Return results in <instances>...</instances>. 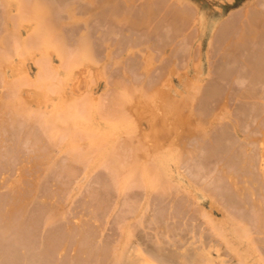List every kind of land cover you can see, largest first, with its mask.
<instances>
[{
  "label": "rangeland",
  "instance_id": "rangeland-1",
  "mask_svg": "<svg viewBox=\"0 0 264 264\" xmlns=\"http://www.w3.org/2000/svg\"><path fill=\"white\" fill-rule=\"evenodd\" d=\"M32 1L33 0H23V3L20 2V4H16L17 0H15V2H12L9 5L8 9V6H5L3 0H0V37L2 36V38H4V43L8 47L6 52L0 50V66L5 71V77L3 78V76H1L0 79V114L2 113L0 119L3 120L0 121V139L3 137L6 139V136H8L9 133L15 134V136H13L14 134H11L13 137L11 143L14 144L15 142L14 146L11 147V144L10 150L8 148L9 151L7 149H2L7 151L1 152L2 160H6V162H3L0 166V181L6 179L5 183L3 182L5 185H2L4 191L0 185V190L2 189V200L6 194H8L6 196L8 197L12 193L9 194V191L14 181L18 180L22 174H29V169L26 168L20 173V169L22 168L16 164V166L14 164L11 165L12 170H10V166H6L12 162L17 163L19 159H22L21 156L26 154L25 150L23 151L22 149L24 146L21 144L24 143L25 140H28V138L25 137V135H27V126L30 127L34 125L33 129L39 134H42L41 131H44L43 128H41L42 130H39V123L34 124L30 121L34 119L32 111L37 110L36 102H40L39 106L41 109L51 111L54 107L60 108L64 102L67 104L71 102L76 103V98L79 96V93H76L75 90H71V81H68L67 75L71 72L72 67L76 68L79 66L74 62V59L79 55L77 41L81 37L82 31H87V28L85 29V25L82 23V19H84L86 15L76 11L75 17L72 19L68 17L65 11L67 10L68 5L70 7V3L72 4L73 1L77 4V7H79L78 5L80 4L84 6L86 2L85 0H70L72 2L69 0H56L55 3L53 0L54 2L49 1L48 3V0H41L45 5L52 2L50 5H55L54 7L57 6V10L61 7L62 8L55 13L54 20L39 19L40 24H38V18L36 21L35 17L36 13L42 11V7L34 6ZM96 1L100 2V0ZM114 1L115 0L112 2L114 3ZM144 1L135 0V6L131 7V14L133 12L135 13L136 10L138 11V7L139 10H141L140 8L143 6V3L141 2ZM158 1L155 0L156 3ZM161 1L160 2L163 4L168 3L163 6H170L172 5L171 3H178H175V1L179 0ZM182 1L181 2L184 5L181 6L182 4H180V8L177 7L180 2L176 4L177 6L172 5L175 6V8H178V10H186L188 12L187 15H189V18L187 19L188 23H184L186 26L184 24L181 25V27L184 26L182 28L179 26V29H183L179 31L176 29L177 27L174 28L177 31L168 30L169 27L162 22L161 24L156 23L157 25L154 28L158 26L160 29L157 27L155 31H153V34L151 33L152 35L150 34L149 36L148 34V32L153 30L149 26H147V28L149 27L148 30L147 28L144 30L145 26L142 30L143 32L139 34L141 30L136 28L137 31L131 26L128 28L127 14L130 12L127 13V11L124 12L127 13L126 16L125 14H123L124 16H121L119 13L121 18L118 16L119 14L116 15L117 18L115 21H112L113 23L111 22V24L110 21L106 23V21L101 18L97 20L95 19L92 21V24L90 22L88 26L91 32L90 39H92V42L94 43V52L98 56L96 67L101 71L103 70L105 73L104 75L97 77V80L94 79L97 83L91 85L95 96L101 95L104 92L105 83L107 81L109 84L108 92L116 96V103H121L124 100L122 98H125L130 102L132 107L137 106L136 109L140 108V111H138V116L127 111L120 117L108 110L103 112L104 114H101L98 108H90L86 109L85 112H79L74 118H65L66 120L62 122V127H64L67 122H76V127L84 129L80 131V135L83 137L79 141L73 140L71 143H68L70 135L60 137L58 139V144L53 146L54 156L49 161L43 163L44 165L38 163V166L34 165L32 167L33 170L31 168L36 181H40L39 186L42 187L41 184L43 183L44 190L47 189L46 193H43L44 190L43 192L41 191V194L39 193V196L35 199L41 203H44L45 200L55 204V209L53 211L51 209V213H48L49 217L47 216V219L43 218L42 223H40V231L43 230V232L41 231L42 235L40 234L42 238L43 233H45L46 236L49 232L55 231L54 228L57 226H59L57 227V230L58 228H61V225L66 223L67 220L70 221L74 216L79 217L83 214L88 217L94 215L102 218V220L104 219V222L106 223L105 226L108 227L110 232L113 231L112 233L114 234V230H116V232L120 231H117L120 226L117 225L115 222L116 220L114 219L121 220L123 217L121 228L124 229L125 233L128 232L129 227H131L134 229L135 235L138 234L147 245L152 246L154 245L152 243H156L159 239L161 242L160 244H163L162 247H166V244H168L167 248L172 249L176 246H171V241L177 242L175 243L176 245L182 244L181 240H179L182 236L188 237L192 234V231L198 232L200 228V231L204 230L205 233L209 234H206L207 236H211L213 240L216 239L212 236L213 231L211 227L214 225H224V217L227 215V212H225L226 210L233 213L230 215L228 212L227 215V217L231 216L232 220L236 219L235 215L236 217L240 216V210L232 208L229 203L226 202V198L224 200L223 195V198H221L220 195L216 196L217 194L211 191L212 188L209 190L208 187L202 186L203 180L199 179L215 177V180L227 185L231 176L237 177L238 175L240 179L242 170L245 169L247 173H249L248 170L251 171L250 168L253 169V165H257V171H254L253 169L252 173L250 172L251 175L253 172L257 175H263L261 172L264 166V84L260 82L263 81V79L258 81L260 75H258V78L254 79L255 74L253 73L257 71L256 65L258 67L259 62L260 65H262L261 61L264 60V55L261 51L264 49L262 48L259 53L258 50L260 49L255 48L256 50L258 49L256 52L257 54L259 53L260 55L262 53L263 57L261 58L262 55L259 56L253 54L255 50L253 46L255 45L253 44L252 46L251 43L254 41L256 47L258 45L264 47V24L261 23L262 25H260V28L258 25V31L254 29L256 31V36H254L259 38H255L256 40H253V38L250 40L252 36L249 40L246 38V44L240 43V45H242L241 47L238 44L239 48L244 50L242 51L241 49V51L239 50L240 52L235 50L237 53H233L234 49L232 47H236V45L232 43L238 33L236 35L233 33L234 36L233 39H231V32L235 31L236 33L239 30L241 31V28H244L245 24H243L244 26H240L239 21L241 20L242 23L244 22L246 18L242 20L243 18L240 17H242V13H245L249 8H253L254 10L257 8L256 11H258L259 8L261 9L260 11H262V8H264V0ZM67 2L69 3L67 4ZM160 2H158V4L161 5L159 6V9L155 8L157 5L156 3H154L155 5L153 4L155 11L163 10ZM121 3L122 2L120 1V4ZM60 4L62 6H60ZM123 5L121 4L122 7ZM85 6H87V4ZM124 6L125 8L127 7L126 5ZM160 7L162 9H160ZM6 11L8 14L5 15ZM9 14L13 16L12 18L14 22H8V20H6L10 17L8 16ZM131 14H129L130 20L132 17L137 18V16H139L137 15L139 14L138 12L133 15ZM231 14H234V16L236 15V20L238 19V24H236V27L233 25L234 28H232L234 30L230 32L231 34L228 33L229 35H225L226 38L229 37L228 39L232 40V43L229 40L228 42L227 39L225 41V37H222L223 39L220 37L219 39L218 36V30L220 31L218 26L221 22L223 23L225 19H232L234 16L231 18ZM118 18L120 19L117 20ZM14 19L16 21L19 20L20 22L16 23ZM249 19L251 18L249 17ZM249 19L245 21L246 26L247 22H250ZM4 22L5 24H3ZM154 22L155 21H153V23ZM102 26L105 28H102ZM39 27L43 29L41 37L33 36V32H37L41 29H37ZM107 28L111 33L114 32L112 30H115L113 33L114 35H108L109 32ZM248 28L249 24L246 29ZM13 29L15 30V34L13 33ZM8 31V34L5 33ZM60 31H63L67 38L64 47H66L70 54L66 53L67 51L65 50V52L62 51L63 57L66 59L62 58L56 47L52 45V42H54L52 37L58 35L57 33ZM106 32L107 36L105 35ZM257 32H260L262 35H259ZM46 33L50 34L46 35ZM10 34L11 36H8ZM157 34H161V37ZM108 36H110V38ZM171 36L174 39H172ZM260 36H263V42L259 40L261 38ZM226 44H229L228 48ZM61 45L63 46V44ZM243 45H246L247 49H245V46L243 48ZM16 47H20L21 50L16 52ZM43 54L48 55V67L45 68L51 69V73H53L54 70L56 72L57 79L54 80L56 86L52 88L47 87L48 90L44 93L43 83L41 84L37 82L36 85H33V88L31 87V83H29V85L26 84L24 88H26L28 93L37 92L38 94L33 98V101L30 98H27L25 95L26 93L23 94L21 99L25 100L26 103H23L24 105H19V98H16V96L13 95L17 88L11 87L8 81L13 78V75L24 77L22 72L24 68L27 74L34 78L35 75L38 74L37 72L40 67L39 63L44 61V58L42 57ZM245 56L247 57L245 58ZM247 61L252 62V64L257 63L253 65L255 71L251 69L252 64L249 62L250 65L247 64ZM124 69H126L129 76L124 75ZM133 69L137 70V72L135 73V70ZM263 76L260 77L263 78ZM199 89H202V92H199ZM208 90H210L211 93L208 92ZM205 91L209 94L207 95ZM17 92L18 91H16V93ZM203 92H205L206 96L203 94V97L201 95V97L198 98V95L200 96ZM80 95L84 96L85 91ZM42 97H44L43 103ZM165 100L168 102L175 101L178 104L183 102L182 100H186L187 102L184 104L182 103V107L180 105L178 113H170L169 109L164 107L163 103ZM13 106H23V109L25 108L28 112H31L30 115L32 117L29 115V119L28 115H25L24 117L20 114V116L24 118H18L14 112V115L17 116L15 118L13 114H11ZM9 117L13 118L9 120ZM12 119L14 120L12 121ZM158 126L163 132H159L156 129ZM222 134L228 136L226 137V135L224 136ZM222 136H224V139ZM142 138H146L147 141L143 146L139 147L137 143ZM156 139H160L161 143L158 147L152 148L151 144ZM222 142L224 144H222ZM117 143H119L118 145H123L122 149L119 150V154H115V157L119 161L117 162V159H114L109 163H104V159L107 157V152ZM90 144H93L94 146L89 147ZM211 144H214L217 148ZM90 148L93 149L88 150ZM249 150L252 151L250 152L252 154L253 151L254 153L255 151L257 152V157L255 156L256 154H253V158H257L254 159L256 160V164L250 162L245 166L246 168L242 169L243 165L249 162L248 159L250 160L251 155ZM203 151H205V153H203ZM235 151L237 153H235ZM241 151L244 152L246 156L243 155ZM247 151L249 154L246 153ZM79 152L86 153V157L84 160L82 159V161L74 159L75 155ZM212 153L213 155H209ZM221 153L222 155H219ZM234 156H237V158L235 157L236 160L239 157L242 158H239V160L236 161ZM149 157H156L157 160L151 165L147 162ZM247 157L249 158L247 159ZM254 160H252L251 157L250 161L254 162ZM250 164L252 167L249 168L248 166ZM255 166L254 168L256 170ZM238 169L241 171L240 174L238 173ZM223 171H227L231 173V175L226 178ZM255 173L252 175L254 176V180L256 177ZM132 174H136V176L142 180L143 184L150 180L151 187L149 188L143 184H137L135 182L128 183L129 176ZM251 175L249 174V177H251ZM196 176H198L199 179ZM245 176L248 177L246 172ZM262 178H264V176ZM258 179H260V177L257 178V181ZM152 180L154 182H152ZM242 180L244 181V179ZM261 182L264 183V180L260 181V184L258 183L260 188L258 192H255L256 194L259 193L258 197H264V187ZM127 184L128 186H126ZM39 186L37 188L42 190ZM40 190H38V192H40ZM5 191L8 193H4ZM211 193L214 195H211ZM91 194L94 196L90 197ZM123 195H126L127 198L130 197V201L133 202L131 208H128L130 210L127 209V205L122 204ZM194 196H197L198 199L195 200ZM212 196L214 198L216 196L217 200L215 201L212 198V202ZM255 197L257 196L255 195ZM185 202H188L189 204ZM211 202L213 203V206L211 205ZM214 202L216 204H214ZM3 206H5V204ZM221 206H223L224 209L221 208ZM5 207L1 208L4 209ZM1 211H5V209ZM170 211L173 212L170 213ZM188 211L192 213V215ZM203 211H205L207 215L202 214ZM209 213L211 214L210 218L212 220V225L207 217ZM169 216L171 218H169ZM231 217L229 218L231 219ZM167 219L168 222H165ZM54 221H56V224L54 223L53 225L56 226H53V228L51 223ZM188 226L190 228L187 229L186 227ZM48 227L50 228L47 229ZM112 228L114 229L111 230ZM45 229H47V231ZM51 229L53 231H48ZM161 229L162 231L159 233V230ZM168 231L171 232L172 236L168 235ZM185 231H189L190 233L187 232L186 234ZM110 232H107L109 238L111 236ZM156 232L159 233V237ZM118 235L120 234L117 233L116 236ZM176 235H179L180 237L178 236L177 239ZM45 236L44 240L41 239L44 244L53 239L52 237L50 241H47L51 235L48 238ZM133 238L135 239V237ZM152 240L156 241L153 242ZM39 241L40 240L38 239L37 243ZM244 241L246 240L244 239ZM35 243L33 245H35ZM37 243L36 245L38 247L42 244ZM164 243L166 244L164 245ZM217 243L221 245L220 252H222V257L226 259V264H256L253 260L252 254L259 257L257 252L250 253L247 257L244 244H239L241 248L235 246L238 250L235 249L234 251L228 248V246L220 239ZM2 245L0 244V256H2L1 254L7 255L8 252L12 253V251L7 250L9 249L7 243L5 245L8 247ZM17 249L16 250L20 253L24 248L22 249V247L19 246ZM20 249L22 250L20 251ZM24 250L26 251V248ZM23 254H25L24 251ZM12 256H14V254H12ZM19 261H22V259ZM260 264H264V262L262 261Z\"/></svg>",
  "mask_w": 264,
  "mask_h": 264
},
{
  "label": "bare ground",
  "instance_id": "bare-ground-1",
  "mask_svg": "<svg viewBox=\"0 0 264 264\" xmlns=\"http://www.w3.org/2000/svg\"><path fill=\"white\" fill-rule=\"evenodd\" d=\"M43 1H41V0H33L32 1V4L34 6L42 7V11L36 13V17H35L36 21L38 18V21H37L38 24H40L39 19L54 20L55 15H56L55 13L57 11H59V9L62 8L61 7L57 10L56 9L57 6L54 7L55 5H50V4H52V2L50 4L45 5V3ZM49 1H53V0H48L47 2L49 3ZM54 1L56 3V0H54ZM72 1H70V2H72ZM102 1L103 0H100V2H101L100 3V2H97L96 0H88V2H87V0H85L87 6H85L86 4L84 6L80 4V5H78L79 7H77V4L74 3V1H73L74 4L70 3V7L68 5L67 10L65 11L67 13L68 17L72 18V19L75 17L76 11H79L80 13L86 15V17L84 19H82V23L85 25V29L87 28V31L84 32V30H83L81 37L77 41L79 55L77 56L76 59H74V62H76V64L79 66H77L76 68L72 67L71 72L67 75L68 81H71V83H70L71 90L72 91L75 90L76 93H79L78 94L79 96H78V98H76V103L71 102V103L67 104L64 102L60 106V108L54 107L51 111H45L44 109H41L39 106L40 102H36L37 103V110L32 111V113H33L32 115H33L34 119L30 120V121H32L34 124L39 123V125L41 126V127L39 126V130H42L41 128H43L44 131H41V132H42V134H44V133L45 134L42 135V134L36 133L35 129H33V126H34L33 124H31L33 126H30V127L27 126V129H26L27 135H25V137H27L28 140H25L24 143L21 144L22 146H24L22 149H23V151L25 150L26 154H24V156H21L22 159H19V160L15 159V160H18V162L16 161L17 163H13L12 161H15V160H12V161H9V162H12L11 164L6 165L8 167L10 166V170H12V167H11L12 164H14V165L16 164L17 166H20V168H22V169H20V173H22L25 170V168L29 169L28 170L29 174L28 173H27V175L22 174L20 176V178L18 180L14 181L13 183L10 181L12 183V186L10 187L9 194L11 192L12 193L8 197H6L8 194H6V195L3 194V195H5V197H3V200H2V189L4 191V187L2 185H5L4 183H5L6 179L3 181H0L1 182L0 185L2 186V187L0 186L2 188L0 190V194H1L0 195L1 196L0 197V199H1L0 200V244L5 245L7 243L9 247L7 245H5V246H7L9 249H7V248L6 249L12 251V253L8 252L7 255L1 254L2 256H0L1 257L0 264H19L21 262H22L21 264H226V259H224L222 257L223 256L222 252H220V246L221 245H219L217 243V241L219 239L221 241H223V243H225L228 246V248H230L231 250H234V251H235V249H237L236 247L241 248V246H239V244H244L245 250H246L245 254H247L246 255L247 257L249 256L250 253L257 252L259 257L254 256L252 254L254 262H256V264H260L262 261L264 262V255H263L264 254V197L263 196L258 197L259 193L258 194L255 193L256 191L257 192L259 191L260 181L264 180V178H262L264 176V166H263V170L261 172V173H263L262 176L259 173H258L259 175H257L255 172H253V174L254 173L256 174L255 180H254V176H252L253 174L251 175V173H252L253 169H254V171H257V167H256L257 165L256 166L253 165V167H252V165L250 164L248 167L249 168L252 167L253 169L250 168L251 171L248 170L249 173H247V171L244 169V168H246L245 166L247 164H249L250 162L252 164H254L256 161L254 159L257 157V152L255 151V153H254V151H253V154L254 155L256 154L255 155L256 157L253 158L254 156L252 153H250V152H252L250 150H249V153L251 155L250 160L252 157V160H254V162L250 161L248 159L249 157H247L249 162L243 165L242 169H244V170L241 169L242 170V172H241L239 170L240 168L238 167L239 168L238 173L240 174V172H241L240 179H239L238 175H237V177L231 176L230 180H228L227 185H225V183H220L218 180H215L214 179L215 177H212V178L211 177H209V178L205 177V178L199 179V177L196 176L199 180H201V179L203 180L202 186L208 187L209 190H210V188H212L211 191L215 192V194H217L216 196L220 195L221 198H223V196H224V200L226 198V202L229 203V205L232 208H234V209L236 208V209L241 211L240 216L239 217L237 216L238 217L237 218L235 215L236 219H234V215H233L234 220H232L231 216H229V217H231V219L229 217H227L229 211H227L225 209L226 210L225 212H227V215L225 216L226 218L223 215V217L225 219L224 225L223 226L214 225L211 227L212 231H213V232L211 231L213 234L212 236L216 238L214 240L211 236H207L209 234L205 233L204 230L200 231V229H201L200 228L198 232L192 231L191 232L192 234L188 237L182 236L181 239H179V240H181L182 244H179V245L177 244L178 246L175 244L177 242L171 241L170 245L176 246L172 249L167 248V246H168V244H166L167 242L164 243V245L166 244V247H164V246L162 247L163 244H160L161 242L159 241V239L157 240L155 238V236H154V238L157 240V242L152 243L154 245L151 244L152 246H149L141 239V237L138 234L135 235L134 229H132L131 227H129L128 232H126V233L124 232V229L121 228L122 227L121 221H122L123 217L121 220L120 219L117 220L116 218L114 219V220H116L115 222L117 223V225L120 226L117 229V231L118 230H120V231L116 232V230H114L116 233L114 232V234H113L112 233L113 231L110 232V230H108V227L105 226L106 223L104 222V219L102 220V218L96 217L94 215H91L90 217H88L84 214L80 215L79 217L74 216L70 221L67 220L66 223L61 225V228H58V230H57V227H59V226L54 228L56 225L55 226L53 225L54 223L56 224V221L52 222L51 226L52 227L54 226L53 228L55 229V231H53L54 229L51 227L53 230L51 229L48 231H53V232H49L50 233V234L48 233L49 235L46 234V236L48 235L47 237L45 236V233H43V238L41 237V235H42L41 231L43 232V230L40 231V227H39L40 223H42L43 218L47 219L46 217L47 216L49 217L48 213L49 212L51 213V209H52V211L55 209V204L50 203L49 201H45V200H44V203H41V202H38L36 200L37 196H39L38 194L39 193L41 194V191L43 192L44 186H43V183L41 184L42 187L39 186L40 181L39 182L36 181L34 174H32L31 168L34 165L38 166L37 165L38 163L43 164V163L49 161L54 156L53 146L58 144V142H59L58 139L60 137L70 135L69 136L70 140L68 141V143H71L73 140L79 141L83 137L82 135H80V131L84 130V129L76 127L77 126L76 122H72V121L70 123L67 122V124L64 127H62V122L66 120L65 118L66 117L74 118L79 112H85L86 109H90V108H98V110L100 111L101 114H104L103 112L108 110L109 112L111 111V112H113V114L120 116V117L127 111L129 113L135 115V116H138V111H140V108L136 109L137 106L132 107L130 102L127 101V99L122 98L123 95L121 96V98L124 100L121 103H116V100H115L116 96L113 95L112 93L108 92L109 84L107 81L105 83L106 84L105 90L101 95L95 96V93L93 92V89L91 87L92 84L97 83V81L95 82L94 79L97 80V77H100V76L104 75L105 73L103 70L101 71L99 68L96 67V60L98 59L97 58L98 56L94 52V47H93L94 43L92 42V39H90L91 32H90V28L88 27L90 22L92 24V21H94L95 19L97 20V19L101 18L102 20L106 21V23L110 21V24H111V22L115 21V19L117 18L116 15H118L120 13L121 16L123 14H125V16H126V14L128 12H130L129 14H131V10H132L131 7L135 6V0H125V3L127 2L126 4L124 3V0L123 1L120 0L122 2L121 3L122 5L124 3V5L127 6L126 7L127 9L125 8L124 5H123V7L121 6L119 0H115L116 2L114 1V3L112 2L113 0H106L103 2ZM142 1H144V0H142ZM156 1H158V0H156ZM160 1L161 0H159L158 2H160ZM165 1H163V2H165ZM181 1L180 0L175 1V3L180 2L179 4L176 3V4H178V6L174 3H171V4L180 8V4H182V2H183V1L182 2ZM3 2L5 3V6H8V9H9V5L12 2H15V0H3ZM20 2L23 3V0H17L16 4H20ZM61 2H59V3H61ZM158 2L156 3L155 0H145L144 2H141V3H143V6L140 8L141 10H139V7H138V11L136 10V12L139 13V14H137L139 16L136 15L137 18L132 17L130 20L129 14H127L128 28H129V26H131L135 29L137 28V29L141 30L139 32V34H140L141 32H143L142 30L145 26L146 27L144 30H146L147 26H149L153 29L152 31L150 30L151 32H148V34L150 36V34L151 33L153 34V31H155V29L158 26L156 28H154V27L157 24H161L163 22V23H165V25H167L169 27L168 30L170 29V31L176 30V29L178 31L183 30V29H179V26H180V28H182L184 26L181 27V25H183L185 22L188 23V20H187L189 18V15H187L188 12L186 10L185 11L178 10V8H175V6L170 5V3H169L170 6H163L165 4L167 5L168 3L163 4V3H161L162 2L161 1L160 3L162 4L163 10H161V11L159 10L160 11V13H159L158 10L155 11V8L159 9V6H161L158 4ZM4 3H3V5H4ZM68 3L69 2H67V4ZM154 3L157 4L156 5L157 7L155 6V8H153L155 5ZM183 5L184 4H182L181 6H183ZM60 6H62V5L60 4ZM36 8H38V7H36ZM162 8L160 7V9H162ZM182 9H183V7H182ZM184 9H186V8H184ZM256 10H257V8H255V10L253 8H249L247 11H245V13H242L243 16L240 18H243L242 20H244L245 18L246 19L244 20L243 23L240 20L242 24L239 21L240 26L241 25L244 26L243 24H245L244 28L243 29L241 28V31L239 30L236 33H235V31L231 32L234 30L233 25L236 27V24H238L237 23L238 19L236 20V15L234 16V14L233 15L231 14V16H230L231 18H232V16H234L232 19H225L223 21V23L221 22L220 25L218 26V29H220V31L218 30L219 39H220V37H221V39H223L222 37H225L226 34L229 35L228 33H230V32L232 33V36L230 35L231 39H233V36L238 33L237 37L235 36V39H234L235 41L233 40V43L231 42L232 41L231 39H228L229 37L224 38L225 41L227 39V41L229 40L232 44L236 45V47H232L234 49L233 53H237L239 50L241 51L242 48H239V45H240V43L246 44V42H247L246 38L249 40V38L252 36L250 38V40L252 38L254 40L256 38L255 37L256 31L254 29H256L258 31V29L260 28V25L264 24L263 23L264 22V8H262V11H260L261 9H259V8H258V11H256ZM125 11H127V13H124ZM136 12L135 13L133 12L131 15L136 14ZM6 14H8L7 11H6L5 15ZM120 14L118 16H120ZM131 15H130V17H131ZM8 16H10V17L9 18L7 17L8 19H6V20H8V22H12L13 16H11L10 14ZM121 16H120V18H121ZM249 17L251 19H249ZM120 18H118L117 20H119ZM112 19H114V20H112ZM154 19H157V20H154ZM248 19L250 20V22L248 21L247 26H246L245 21H247ZM152 20L155 22L153 23ZM104 21H102V22H104ZM17 22H20V21L17 20L16 23ZM3 24H5V22ZM6 24H7V21H6ZM248 24H249V28L246 29V27H248ZM120 25H121V23H120ZM165 25H164V27H165ZM184 25L186 26V24H184ZM258 25H259V28L257 29ZM263 27H264V25H263ZM40 28L41 27H39L37 29H40ZM102 28H105V27L102 26ZM148 28H147V30H148ZM174 28H176V29H174ZM231 28H232V30H231ZM237 28H239V27H237ZM8 30H10V29H8ZM107 30H108V32L110 31L108 28H107ZM165 30H167V29H165ZM247 30H249V31H247ZM112 31L115 32V30H112ZM162 31H163V29H162ZM170 31H169V33H170ZM42 32H43V29L41 28L39 31L33 32L32 35L35 37H41ZM48 32H50V31H48ZM159 32L162 33L161 31H159ZM173 32H175V31H173ZM5 33L8 34L9 31L5 32ZM13 33L15 34L14 29H13ZM113 33L109 32L108 35H111ZM233 33H234V35H233ZM47 34H50V33H46V35ZM57 34L58 35H54L52 37V39L54 40V42H52L53 43L52 45H54V47H56L59 55L62 58H64L62 51H64V50L67 51L66 47H64L65 42L67 41V38H66V35L63 33V31H60ZM106 34H107V32L105 33V35ZM127 34H129V33H127ZM131 34H134V33H131ZM177 34H178V32H177ZM258 34L262 35V34H260V32ZM157 35H159V34H157ZM8 36H11V34ZM50 36H52V35H50ZM108 37L110 38V36H108ZM260 37L261 38L259 40H261L263 42V39H262L263 36H260ZM0 38H2V36ZM157 38H159V37H157ZM171 38H172V36H171ZM236 38H237V40H236ZM258 38H256V39H258ZM135 39H136V37H135ZM172 39H174V38H172ZM4 42H5L4 38L0 39V50H3L6 52L8 47ZM136 42H138V41H136ZM61 44H63V46ZM229 44H226L227 48H228ZM232 44H230V45H232ZM253 44L255 46H253ZM234 45H232V46H234ZM251 45L253 46L254 49L259 48L260 50L257 49L259 51V53H260L262 48L264 49V47H262V45H261V47L259 45L256 47V44L254 43V41L251 43ZM241 46L242 45H240V47ZM244 46H245V49H247V46L243 45V48H244ZM20 50H21L20 47H16V49H15L16 52H19ZM235 50L236 51L238 50V51L235 52ZM243 50L244 49H242V51ZM255 50H254L253 54H257L256 53L257 50L256 51ZM252 51H251V53H252ZM263 51L264 50H262L261 52L264 55ZM66 53L70 54L68 51ZM259 53L257 55H259ZM262 53L259 56H261ZM253 54H251V55H253ZM263 55L261 56V58L263 57ZM42 57L44 58V61L39 63L40 67H39L38 72H37L38 74H36L34 78L30 77L24 68V70L22 71L24 74V77H17L15 75H13V78L8 81V83L11 87L17 88L16 91H18V92L16 93V91H14L13 95L16 96V98L17 97L19 98V100H18L19 105H24L26 103L25 100L21 99V96L23 94L26 93L25 95L27 96V98H30L32 101H33V98H35L38 94L37 92L36 93H28L26 88H24V86H26V84L29 85V83H31V87L33 88V85H36L37 82H39L41 84L43 83L44 93L47 92V90H48L47 87L52 88V87L56 86L55 82H54V80L57 79V75H56L55 70L53 73H51V71H50L51 69L45 68V67H48V65H47L48 55L43 54ZM243 57H244V55H243ZM246 57L247 56H245V58ZM64 59H66V58H64ZM249 61H252V60H249ZM249 61H247V64H249V63L252 64V62H249ZM262 61H263V63H262ZM262 61H261V64L263 65L264 60H262ZM134 64H132V65H134ZM244 64H245V62H244ZM247 64H246V66H247ZM254 64H257V63H254ZM254 64H252L251 69L255 71V67L253 66ZM259 65H260V62H259ZM259 65H258L259 68L256 65V70L258 72L256 71L253 73V74H255L254 79L258 78V75H260V76L264 75V72H263L264 71V65H263V67H262V65H260V66ZM43 67L45 70L43 69ZM243 68H245V67H243ZM15 69H17V68H15ZM133 70H135V69H133ZM40 71H42V72H40ZM136 72H137V70H135V73ZM257 73H259V74H257ZM240 74H241V72H240ZM124 75L129 76L126 69H124ZM1 76H3V78L5 77V71L0 66V79H1ZM260 76L258 78V81L263 79V81H260V82H262L264 84V76H263V78H261ZM244 81H245V79H244ZM202 89H199V92H202L201 91ZM84 91H85V95L84 96L80 95ZM205 92L200 94V96L198 95V98L201 97V95L203 97V94L205 95ZM208 92H210V90H208ZM208 92H206L207 95L209 94ZM43 100H44V97H42V103H43ZM182 101L183 102L179 101L181 103L178 104L175 101L168 102L167 100H165L163 104H164V107H167L169 109L170 113H178V109H179L180 105L182 107V105L187 102L186 100L185 101L182 100ZM11 111L13 112V113L11 112V114H13V116L15 118L17 116H18V118L19 117L24 118L25 115H28V118L30 119L29 115L31 114V112H28L27 109H25V108L23 109V106H21V107L13 106ZM14 112L16 113L17 116L14 115L15 114ZM20 114H21V116H24V117H21ZM4 115H2V116H4ZM9 118H10L9 120H11V118H13V117H9ZM26 118H27V116H26ZM6 119L8 120L7 117H6ZM14 119H12V121ZM259 119H258V121H259ZM1 120L2 119H0V121ZM255 122H257V121H255ZM224 124H225V122H224ZM156 129L159 132H163V130H161L159 126ZM222 132H224V131H222ZM228 133H229V131H228ZM11 134L12 133H9L8 136H6V139H4V137L2 139H0V166L3 162H6V160H2V158H1L2 153L1 152H6L8 150V148L10 150V148L13 147L15 144L14 141H13L14 144L11 143L13 140V137L11 136ZM202 134H204V133H202ZM222 135L225 136L226 134H222ZM13 136H15V134ZM224 136H222L223 139H224ZM227 136L228 135H226V137ZM215 138H217V137H215ZM229 139H230V137H229ZM146 141H147L146 138H142L137 144L140 147V146H143V144ZM223 142H222V144H224ZM160 143H161L160 139H156L151 144V147L156 148L160 145ZM118 144L119 143H117L116 145L111 147L112 149L111 148L109 149V151L107 152V157L104 159V163H109L110 161L117 159L115 157V154L117 153V155H118L119 150H121L123 147L122 144L121 145H118ZM228 144H229V142H228ZM228 144H227V146H228ZM10 145H11V147H10ZM211 145H214V144H211ZM93 146H94L93 144L89 145V147H93ZM214 147H216V146L214 145ZM214 147H212V148H214ZM220 148H221V146H220ZM2 149H7V150H2ZM92 149L93 148H90L88 150H92ZM72 150H73V148H72ZM203 153H205V151H203ZM235 153H237V152L235 151ZM242 153H243V155L246 156V154L244 152H242ZM246 153L249 154L248 151ZM200 154H201V152H200ZM209 155H213V153L209 154ZM215 155H216V153H215ZM219 155H222V153ZM231 156H233V155H231ZM85 157H86L85 152H81V153L79 152L75 155L74 159L77 161H82V159L84 160ZM235 157L237 158V156H234V159H235ZM202 158H203V156H202ZM231 158H233V157H231ZM239 158H242V157H239ZM239 158L237 160L236 159L235 160L238 161ZM200 159H201V157H200ZM156 160H157L156 157L155 158L149 157L147 159V162H149V164L152 165V163H154ZM118 161L119 160L117 159V162ZM236 161H235V163H236ZM242 162H244V161H242ZM14 165H13V167H14ZM41 165H39V166L42 167ZM240 166H241V164H240ZM254 166L256 167V170H255ZM236 167H237V165H236ZM32 170H33V168H32ZM243 171H244V173H243ZM245 172H246V175H248V177H249V174L251 175V177H249V178L246 177ZM223 173H224L226 178H227V176L231 175V173H229L227 171H223ZM242 175H244L245 177ZM135 176H136V174L130 175L128 183L135 182L137 184H143L142 180L139 177H137V176L135 177ZM257 176H259L261 179V180L258 179L259 182L257 181V178H259ZM242 179H244V181ZM195 180H196V178H195ZM152 182H154V181L152 180ZM150 183H151L150 180H148L143 185L150 188L151 187ZM262 183L263 182H261V184ZM256 184H258V185H256ZM263 184H262V186L264 187ZM38 186L41 187L42 190H40V188L38 189L37 188ZM126 186H128V184ZM256 186L257 187L259 186L258 189ZM11 188H12V190H11ZM38 190H40V192H38ZM46 190H44L43 193H46ZM163 192H165V191H163ZM4 193H8V192L5 191ZM165 193H164V195H165ZM35 194H37V195H35ZM212 194L213 193H211V195ZM255 195L257 197H255ZM91 196H94V195L91 194L90 197ZM216 196H215V198L212 196L211 199L213 198L216 201L217 200ZM129 198H127L126 195H123V197H122V201H123L122 204L127 205V209L131 208V206L133 205V202L130 201ZM55 199H57V198H55ZM127 199L129 200L130 203L128 202ZM194 199L197 200L198 197L194 196ZM213 199L211 200L212 202H213ZM184 201H186V200H184ZM187 201H189V200H187ZM212 202H211V205L213 204ZM185 203H188V202H185ZM4 204H5V206L7 205L8 207L3 206ZM214 204H216V203L214 202ZM1 207H5L4 208L5 211H1V210H4ZM219 207H220V205H219ZM6 208H7V210H6ZM175 208H177V207H175ZM187 208H188V206H187ZM221 208H223V206H221ZM119 210H120V208H119ZM128 210H130V209H128ZM6 211H7V213H6ZM2 212H3V214H2ZM172 212L170 211V213H172ZM184 213H186V212H184ZM190 214L192 215V213H190ZM202 214L207 215V213L205 211H203ZM229 214L232 215L233 213L229 212ZM179 216H180V214H179ZM210 216H211V214L209 213V215L207 217L209 218L210 223L212 225V220H211ZM189 217H187V218H189ZM167 218H168V214H167ZM169 218H171V217L169 216ZM192 218H194V217H192ZM114 220H113V222H114ZM165 222H168V219ZM170 222H172V221H170ZM140 223H142V222H140ZM49 226H50V223H49ZM170 226H171V224H170ZM189 226L186 228L187 229L190 228ZM49 228L50 227H48L47 229H49ZM47 229H45V230L47 231ZM113 229L114 228H112L111 230H113ZM158 229H160V228H158ZM39 231H40V233H39ZM106 231L111 233V234L109 233L111 235L110 238L107 235ZM160 231H162V229L159 230V233H160ZM187 232H189V231H187ZM187 232H186V234H187ZM117 233L120 235L116 236ZM156 233L159 237V233L158 232H156ZM50 235H51V237H50ZM166 235H167V233H166ZM168 235H171V232L168 231ZM44 236L46 238L50 237V238H48V240L46 239L47 241H50V239L52 237H53V239H51L50 242H46L44 244V243H42V240H41V239H43V240L45 239ZM178 236H177V239H178ZM133 237H135V239ZM37 238L40 240L38 243H37V241H38ZM160 238H163V237H160ZM168 238H170V237H168ZM244 239L246 241H244ZM155 241H153V242H155ZM168 241H169V239H168ZM35 242L37 244L42 243L41 245H39L40 248L36 245ZM34 243H35V245H33ZM19 246L22 247V249L26 248V251L24 249L23 250L20 249V251L22 250L20 252L21 253L20 254L17 251L18 250L17 248ZM1 250H2V248H1ZM5 251H4V254H5ZM23 251L25 254H23ZM12 254H14V256H12ZM17 258H18V261L20 259H22V261L18 262Z\"/></svg>",
  "mask_w": 264,
  "mask_h": 264
}]
</instances>
